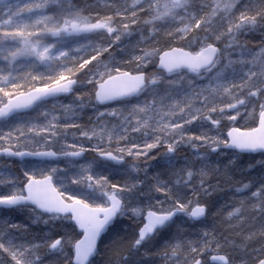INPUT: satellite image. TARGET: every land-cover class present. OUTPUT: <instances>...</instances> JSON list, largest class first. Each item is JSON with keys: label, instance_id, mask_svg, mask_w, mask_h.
<instances>
[{"label": "snow or ice", "instance_id": "6c2138e0", "mask_svg": "<svg viewBox=\"0 0 264 264\" xmlns=\"http://www.w3.org/2000/svg\"><path fill=\"white\" fill-rule=\"evenodd\" d=\"M0 264H264V0H0Z\"/></svg>", "mask_w": 264, "mask_h": 264}]
</instances>
